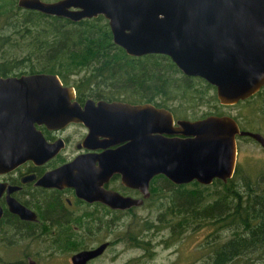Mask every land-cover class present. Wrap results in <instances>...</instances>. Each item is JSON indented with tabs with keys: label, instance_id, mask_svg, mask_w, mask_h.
<instances>
[{
	"label": "water",
	"instance_id": "1",
	"mask_svg": "<svg viewBox=\"0 0 264 264\" xmlns=\"http://www.w3.org/2000/svg\"><path fill=\"white\" fill-rule=\"evenodd\" d=\"M18 4L76 22L103 15L114 42L129 55H168L186 75L214 85L223 105L248 99L264 87V0H19ZM75 97V88L65 85L58 74L0 75V172L57 154L60 147L47 143L36 124L62 128L82 122L89 129L85 144L118 147L78 156L47 174L41 184L63 181L84 198L127 209L144 201L100 190L113 174L140 188L148 199L150 182L160 174L175 184L228 181L237 169V136L251 137L264 148V135L242 130L232 116L175 122L170 109L150 103L90 99L83 109ZM84 161L92 163L91 172L67 174ZM85 179L96 186L85 189ZM13 211L28 217L21 205ZM108 245L79 251L72 263L87 264Z\"/></svg>",
	"mask_w": 264,
	"mask_h": 264
},
{
	"label": "trees",
	"instance_id": "2",
	"mask_svg": "<svg viewBox=\"0 0 264 264\" xmlns=\"http://www.w3.org/2000/svg\"><path fill=\"white\" fill-rule=\"evenodd\" d=\"M39 72L58 74L82 98L151 103L182 118L228 115L218 108L216 87L201 77L186 75L168 55H129L114 42L103 15L76 22L21 8L18 0H0V75ZM254 100L260 104L256 112L264 113V87L239 104ZM205 104L213 110L198 114V107ZM249 124L253 128V120ZM250 127L244 130L259 133ZM163 179L166 186L157 183L148 199L157 197L156 220L130 223L115 242L125 241L153 258L155 235L147 238L144 231L168 229V239H163L168 246L189 230L212 227L200 245L205 264H264V169L255 181L241 175L239 164L226 182L216 179L210 185L198 181L175 185L162 175L155 182ZM126 216H115L114 228ZM226 231L231 233L223 237Z\"/></svg>",
	"mask_w": 264,
	"mask_h": 264
},
{
	"label": "flooded vegetation",
	"instance_id": "3",
	"mask_svg": "<svg viewBox=\"0 0 264 264\" xmlns=\"http://www.w3.org/2000/svg\"><path fill=\"white\" fill-rule=\"evenodd\" d=\"M45 1L55 2L59 0ZM57 17L67 18L64 16ZM75 92L76 97L73 101L78 102L83 109L90 99L96 103L101 100L120 101L94 97L82 98L76 88ZM173 114L175 122L180 119L198 120L205 118H182L177 117L174 112ZM235 119L240 128L244 130L238 119ZM36 128L41 132L47 143L57 144L60 148L55 156L44 162L26 160L11 170L0 172V264H14L17 261H21L22 264H29L30 260L40 264V259L43 256L49 258L54 251L61 252L78 248L71 255L72 261V256L79 251L94 249L102 244L109 243L104 251L105 253L114 242L111 239L114 231V217L133 214L137 208L145 207L146 201L156 190L155 186L158 182H155V179L162 174L151 180V195L148 199L144 198V193L140 188H132L124 184L122 176L117 173L99 185L100 190L106 192H116L124 197L143 199L144 202L141 205L127 209L114 208L109 203L101 200L92 201L84 198L79 195L75 186L67 185L63 181L43 185L41 180L47 174L72 163L78 156L99 155L105 150L116 149L118 146L108 148L88 146L85 144V139L89 129L82 122H72L62 128H49L45 124H36ZM239 137L241 136H237V140ZM98 165L99 162L97 161L96 166ZM91 167L92 163L90 161H84L78 167L70 168L67 174L89 173L92 170ZM162 176L172 182L165 175ZM90 181L86 179L84 181L83 187L87 190H92L96 186ZM17 205H21L28 210L26 211L28 217H23L18 212L13 211V207ZM33 246L40 249L33 253L29 250V247ZM20 251L22 257L17 259L16 253H20ZM103 254L90 260L87 264Z\"/></svg>",
	"mask_w": 264,
	"mask_h": 264
},
{
	"label": "rangeland",
	"instance_id": "4",
	"mask_svg": "<svg viewBox=\"0 0 264 264\" xmlns=\"http://www.w3.org/2000/svg\"><path fill=\"white\" fill-rule=\"evenodd\" d=\"M18 53L19 55L22 54L20 51ZM212 92L214 93L215 90H212ZM217 104L219 105L218 108L224 110L226 114L237 118L243 129L250 127L249 122L253 120L254 126L253 128L250 127L251 130L258 129L259 133L264 135V113L256 112L255 108L260 106V104H257L255 100L235 105H223L218 100ZM208 110H213V106L205 104L198 107L197 112L202 114ZM191 114L193 113L191 112ZM237 146V164L241 167V175L250 176L252 181H255L264 169V148L252 138L244 137L238 138ZM158 183L166 186L164 180H160ZM154 198L156 199L148 200L145 207L137 208L134 212L135 214L126 216V220L122 222L123 224L114 228L111 237L114 241L113 245L101 257L89 264H205V259L202 257L204 253L200 251V245L205 243V240L213 231L212 227H205L198 230V232L189 230L181 239L172 245L168 244V246L163 241V239H168V229L160 233L155 230L144 231L143 234L147 238L155 235L153 237L155 251L153 258H149L143 249L132 247L125 241L115 242V239L126 231L130 223L135 224L138 222L139 224L148 218L156 220L158 201L157 197ZM230 233L231 231H226L223 237ZM38 249L40 248L37 246L29 247V250L33 253ZM73 252L74 250L54 251L49 258L43 256L40 259V264H72L71 255ZM16 254L17 259L22 257L21 251Z\"/></svg>",
	"mask_w": 264,
	"mask_h": 264
}]
</instances>
